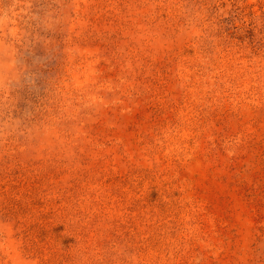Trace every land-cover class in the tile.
<instances>
[{"label":"rangeland","instance_id":"1","mask_svg":"<svg viewBox=\"0 0 264 264\" xmlns=\"http://www.w3.org/2000/svg\"><path fill=\"white\" fill-rule=\"evenodd\" d=\"M0 264H264V0H0Z\"/></svg>","mask_w":264,"mask_h":264}]
</instances>
